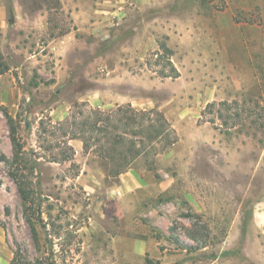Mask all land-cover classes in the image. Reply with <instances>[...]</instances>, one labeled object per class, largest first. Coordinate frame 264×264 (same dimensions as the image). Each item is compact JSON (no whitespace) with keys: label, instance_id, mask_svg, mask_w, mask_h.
Returning a JSON list of instances; mask_svg holds the SVG:
<instances>
[{"label":"rangeland","instance_id":"1","mask_svg":"<svg viewBox=\"0 0 264 264\" xmlns=\"http://www.w3.org/2000/svg\"><path fill=\"white\" fill-rule=\"evenodd\" d=\"M71 32L78 41L60 43ZM0 62V105L36 162L41 217L34 231L0 109V264H255L264 0H0ZM119 107L154 109L144 125L163 115L169 131L139 133L136 157L74 137ZM127 156L143 179L129 191L115 173ZM128 232L150 238L140 261L112 245Z\"/></svg>","mask_w":264,"mask_h":264},{"label":"trees","instance_id":"2","mask_svg":"<svg viewBox=\"0 0 264 264\" xmlns=\"http://www.w3.org/2000/svg\"><path fill=\"white\" fill-rule=\"evenodd\" d=\"M2 72L3 69L0 68V74ZM221 104L227 105L228 103L221 102ZM215 105L216 102H211L208 104L207 108H211ZM0 109L4 111V114L10 125V138L13 146V157L9 163V173L14 182L16 183L19 194L23 200L27 220L32 226V229L35 231V220L40 221L41 219L40 208L37 203L33 180V176L35 175L36 162L32 160V158L27 157L26 155L24 145L18 135L15 119L10 115V113L6 109L3 108V106L0 105ZM155 112L157 114L159 113L158 111L151 109L150 111H139L134 115H129L126 112V109L124 110V108L119 107L116 112H112V114L106 115L105 124L104 122H102L103 112L96 111V119H94L93 121H85V123H83L82 133L80 134L76 132L74 134V137L82 138L84 147L86 149L90 148L92 140L101 142L102 139H105V146L101 147L108 148L110 152L108 151L107 153H109V155H111L112 153V158L116 156V153H118L119 156H121V154L123 155V151L125 152V154H129L133 157H136L139 156L141 152L139 146V143H141V141H137L138 138L141 137L139 133H143V130H147L149 128V139L150 141H153L157 138H160L165 131H169V123L163 115H161L162 117L159 118L157 124L151 122L149 126L144 125L145 118L148 117L150 119V114H155ZM138 115L142 116L138 118ZM141 119L143 120L140 121ZM74 123L77 122L74 121ZM87 125L89 126V128H87ZM87 132L91 133V135L86 136L85 133ZM129 136L131 138H128ZM174 142L175 140L173 139L171 141V144H173ZM67 157L69 156L66 155L64 159H69ZM127 159L128 156L127 158L124 157L123 159L125 163L123 161L118 163V165L121 164V167L115 170L116 174H121L128 169V164L132 160L126 162Z\"/></svg>","mask_w":264,"mask_h":264},{"label":"crops","instance_id":"3","mask_svg":"<svg viewBox=\"0 0 264 264\" xmlns=\"http://www.w3.org/2000/svg\"><path fill=\"white\" fill-rule=\"evenodd\" d=\"M85 0H79V2H83ZM95 3H109L112 2V0H91ZM121 1H127V0H120ZM141 2H147L150 0H137ZM77 12L74 13L75 20L79 15H77ZM107 12V11H104ZM86 30L85 27L79 26L76 31H83ZM76 34H73L72 32L67 34L64 38L60 40V43H68L73 44L77 42ZM59 43V41H58ZM142 177L137 171H126L120 175V188L123 190L129 191L132 189H135L139 187L140 183L142 182ZM255 219H254V226L256 227L259 236H258V242H257V252L255 254L254 262L255 264H264V243L261 241L262 238H264V202L258 204V206L255 209ZM261 239V240H259ZM4 242L3 235L0 233V245L2 247V244ZM112 245L116 251L117 254L122 256L126 259L131 260H141L148 256L150 252V238H148L146 235H140L138 233H116L112 237Z\"/></svg>","mask_w":264,"mask_h":264},{"label":"water","instance_id":"4","mask_svg":"<svg viewBox=\"0 0 264 264\" xmlns=\"http://www.w3.org/2000/svg\"><path fill=\"white\" fill-rule=\"evenodd\" d=\"M52 264H56V263H52Z\"/></svg>","mask_w":264,"mask_h":264}]
</instances>
